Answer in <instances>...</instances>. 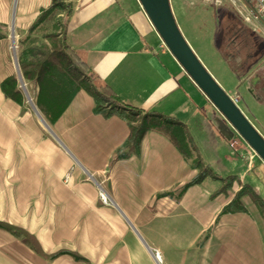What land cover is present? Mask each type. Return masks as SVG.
Wrapping results in <instances>:
<instances>
[{"label":"crops","instance_id":"1","mask_svg":"<svg viewBox=\"0 0 264 264\" xmlns=\"http://www.w3.org/2000/svg\"><path fill=\"white\" fill-rule=\"evenodd\" d=\"M66 1L73 11L65 40L93 74L125 104L181 123L194 150L185 159L168 137L149 131L137 154L119 157L128 125L95 114L83 90L58 119L46 120L18 55L21 41L61 30L60 14L29 33L51 0H0V222L25 231L44 255L57 254L39 255L0 227V264H264L259 207L246 195L244 211L222 212L244 184L264 202V163L234 139L138 0ZM216 18L209 43L230 76L228 90L221 87L248 118L241 97L250 111L264 108V36L233 11ZM10 76L22 103L1 90ZM197 154L218 178L185 187L198 173L191 167ZM228 178L231 186L217 192Z\"/></svg>","mask_w":264,"mask_h":264},{"label":"trees","instance_id":"2","mask_svg":"<svg viewBox=\"0 0 264 264\" xmlns=\"http://www.w3.org/2000/svg\"><path fill=\"white\" fill-rule=\"evenodd\" d=\"M73 11V3L66 0H51V5L42 10L35 22L30 26L33 33L41 24L51 17H58L59 31H46L37 39L21 41L22 49L18 55L19 68L22 78L38 87L36 106L49 122L58 119L70 104L75 94L83 90L94 101L93 112L104 117L116 116L126 122L129 135L118 150L117 155L124 157L130 153L137 154L143 136L149 131L159 132L172 142L185 159L190 158L191 150L189 137L184 126L163 115L147 112L122 102L114 91L101 82L91 71L79 53L71 48L65 40L64 29ZM1 90L6 98L22 103L23 94L16 76H10L1 83ZM191 167L197 169V175L185 186L201 183L206 177L218 178L214 170L203 162L197 154L191 161ZM234 178L224 179V184L218 189L221 192L231 186ZM249 196L259 207L264 218V202L260 196L247 184L236 192L233 199L222 212L233 213L244 211L241 202L243 196ZM0 227L15 235H22L27 244L39 255L53 258L57 254L44 255L28 234L16 227L0 222ZM23 238V239H24ZM58 254H63L60 252ZM71 254L76 260H86L76 253Z\"/></svg>","mask_w":264,"mask_h":264},{"label":"water","instance_id":"3","mask_svg":"<svg viewBox=\"0 0 264 264\" xmlns=\"http://www.w3.org/2000/svg\"><path fill=\"white\" fill-rule=\"evenodd\" d=\"M163 45L231 128L264 163V137L194 53L174 17L170 0H138Z\"/></svg>","mask_w":264,"mask_h":264},{"label":"rangeland","instance_id":"4","mask_svg":"<svg viewBox=\"0 0 264 264\" xmlns=\"http://www.w3.org/2000/svg\"><path fill=\"white\" fill-rule=\"evenodd\" d=\"M192 3L193 4L190 5L189 2L184 0H170L172 10L177 16L176 22L186 41L191 46L194 53L208 70V72L217 81V83L220 86H224V88L228 90L226 86L228 84V81L230 80V76L224 66L219 64L218 58L209 43V39H211L212 36L209 30L210 27H212L213 29L214 22L216 23L217 19V12L219 10H225L226 13L230 14L232 10L230 8H216L201 0H193ZM183 10L184 17H180L179 15L183 12ZM198 13L200 14V17H195L196 15H198ZM243 98L244 96L241 97L239 106L248 116V120H250V122L264 137V108H257L255 106L252 107L250 111L245 106V101ZM225 122L227 123V121ZM229 127L234 135V139L237 138L240 143H243L245 145V149H248L247 151L253 153L247 143L242 140V138L231 128L230 125Z\"/></svg>","mask_w":264,"mask_h":264},{"label":"built area","instance_id":"5","mask_svg":"<svg viewBox=\"0 0 264 264\" xmlns=\"http://www.w3.org/2000/svg\"><path fill=\"white\" fill-rule=\"evenodd\" d=\"M191 1V0H184ZM216 8H230L253 31L264 36V0H202ZM237 104V98L233 97ZM100 197L104 202L103 194ZM155 256L159 259L157 251Z\"/></svg>","mask_w":264,"mask_h":264}]
</instances>
